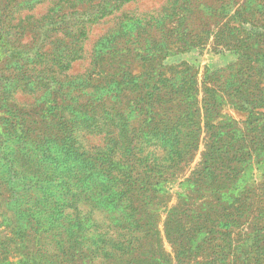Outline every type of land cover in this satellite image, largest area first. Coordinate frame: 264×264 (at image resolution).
Here are the masks:
<instances>
[{
    "label": "trees",
    "instance_id": "trees-1",
    "mask_svg": "<svg viewBox=\"0 0 264 264\" xmlns=\"http://www.w3.org/2000/svg\"><path fill=\"white\" fill-rule=\"evenodd\" d=\"M41 1L0 0V56L3 55L0 106L4 102L6 107V110L0 107V208L15 219L7 220L8 226L27 241L18 251L23 254L21 264L47 261L44 257L52 249L41 244V240L49 233L56 239L59 237L58 246L61 240H68L73 246L71 254L78 258L95 259L98 255L90 253L91 246L98 242L99 246L100 242L106 244L108 240L113 246L126 245L131 257L136 239L128 233L143 228L135 201L151 196L168 180L167 176H173L180 169L182 162L191 159L192 151L200 143L203 123L213 128L208 138L213 154L225 148L230 157V160L222 158L220 164H229L233 171L230 162L248 159L249 154L243 151L249 150L248 137L221 131L225 127L221 125L223 120L213 119L212 115L217 114L228 117L229 125L239 123L228 114V103L214 102L209 94L217 86L222 94L238 100L233 102L238 111L264 115V21L256 23L253 7H241L249 13V18L241 17L235 24H226L229 38L235 40L233 46L238 44L235 47L238 59L227 68L211 73L208 69L202 91L196 87V72L190 73V67L176 70L162 66L158 71H141L133 78L127 70L119 81L120 86L116 84V76H111L102 99L91 101L96 105L79 103V98H75L79 104L68 115L61 107L51 105L46 114L35 116L13 110L16 94L39 92L42 86L55 88L61 74L84 57L89 25L129 0L117 5L112 1L92 4L85 0H58L45 18L36 20L34 27L39 38L45 40L53 31L62 33L58 40L66 48L64 62L55 57L57 48L53 52H39L38 47L32 51L35 42L24 41L33 31L32 18L21 17V13ZM259 5L264 11V3ZM243 28L246 38H237ZM166 45V42L160 43L155 50ZM143 48L134 45L125 52L135 53ZM8 54L26 64H12ZM32 55L35 56L31 58ZM31 65H34V77L27 72L18 73L20 68L30 70ZM141 77V82L131 84ZM179 104L185 107L181 109ZM251 105L252 109L247 110ZM200 115L205 118L201 119ZM87 134L103 135L102 145L89 144ZM101 215L109 221L102 226L108 227V232L121 229L126 233L104 238L100 231ZM3 235L0 254L11 247L19 248L6 233ZM33 239L39 248H30V244L34 245ZM86 243L90 251L83 252L77 247Z\"/></svg>",
    "mask_w": 264,
    "mask_h": 264
},
{
    "label": "rangeland",
    "instance_id": "rangeland-1",
    "mask_svg": "<svg viewBox=\"0 0 264 264\" xmlns=\"http://www.w3.org/2000/svg\"><path fill=\"white\" fill-rule=\"evenodd\" d=\"M85 1L92 4L112 1L117 5L122 0ZM57 2L43 0L33 9L23 11L21 17L32 18L30 27L33 31L24 38L25 42H35L32 51L38 47L39 52H53L57 48L55 57L64 62L62 56L66 48L58 40L62 33L50 32L44 40L38 37V29L34 27L35 21L45 18ZM263 3L264 0H129L107 17L89 25L84 57L74 61L71 68L61 74L55 88L42 86V90L35 93L19 91L13 110L20 109L36 116L46 114L45 110L53 105L61 107L68 115L79 103L96 105L91 101L102 99L112 75L116 76V84L120 86L119 81L127 70L133 78L141 71H158L162 66L176 70L192 68L190 73L196 72V87L202 91L208 69L211 73L227 68L238 59V44L233 46L235 40L229 38L231 35L226 24H235L241 17L249 18V13L241 9L244 6L256 11V23L263 22L264 11L259 9V4ZM237 10H240L239 14ZM246 35L243 28L236 37L245 39ZM163 42L167 45L155 50L156 45ZM134 45L144 48L135 53L125 52ZM7 56L12 64L25 63L17 57L14 59L11 54ZM9 61L7 67L11 65ZM30 68L28 71L20 68L18 73L27 72L34 77V65ZM142 79L133 80L131 84L135 86ZM214 90L209 94L212 101L228 103V114L239 123L229 125L228 117L217 114L212 115L213 119L223 120L221 125L225 127L220 128L221 131L233 132L236 137H248L249 150L243 149L249 154L248 159L244 158L240 163L230 162L233 171L229 164H220L222 158L230 160V157L225 148L213 154L208 144L213 128L203 123L201 140L198 148L192 151L191 159L182 162L180 169L173 176H167L168 180L161 183L151 196L135 201L144 229L128 233L136 239L133 256L130 257L131 251L126 245L116 243L113 246L108 240L106 244L100 242L99 246L98 242L91 246L90 253L98 255L95 259L78 258L71 254L70 247L73 246L68 240H61L58 246L59 237L56 239L49 233L42 237L41 244L53 251L49 253L42 245L48 252L44 257L47 261L38 264H264V115H250L245 110L240 112L233 105L238 101L236 98L222 94L217 86ZM75 98H79V103ZM199 104L201 107V101ZM1 105V109L6 110L5 103ZM184 105L178 107L183 109ZM84 109H88L87 106ZM250 109L252 105L247 110ZM200 116L205 118V115ZM103 138V135L95 134L86 136L91 145H102ZM145 205H148L147 209ZM100 218L104 238L126 233L121 229L108 232V227L102 226L109 221L105 215ZM9 219L15 220L0 208V237L6 233L19 248L11 247L0 254V264H21L23 254L18 251L27 241L8 226ZM91 235L97 236L94 232ZM39 247L36 240L34 245L30 244V248ZM77 247L86 252L90 245L78 244Z\"/></svg>",
    "mask_w": 264,
    "mask_h": 264
}]
</instances>
